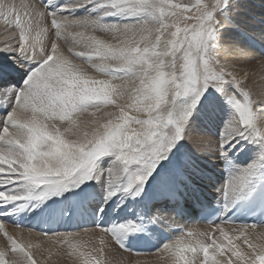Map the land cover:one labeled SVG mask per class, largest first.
<instances>
[{
  "label": "snow or ice",
  "instance_id": "obj_1",
  "mask_svg": "<svg viewBox=\"0 0 264 264\" xmlns=\"http://www.w3.org/2000/svg\"><path fill=\"white\" fill-rule=\"evenodd\" d=\"M54 5L56 0H40V5L0 0L6 37L0 52L25 72L19 88L0 80V108L8 105L0 113V208L13 205L0 215L18 213L25 201H43L99 182L96 167L104 157H114L102 173L106 203L117 195L121 173L127 176L125 193L140 197L151 179L160 183L163 196L177 200L165 173L176 155L173 149L189 139L187 122L209 88L233 113L214 150L227 158L231 148L247 141L260 153L258 161L221 187L225 212L253 193L264 161V103L252 99L245 87L247 74L222 58L214 40L225 26L229 0ZM89 6L103 10L102 15L74 17ZM106 17L130 22L107 25L102 23ZM184 97H191V103L181 109L177 102ZM184 166L191 163L185 160ZM97 228L128 250L121 234L131 233L132 225ZM256 228L229 221L203 230L182 228L159 249L160 259L164 264H264V230ZM0 231L9 242L0 248V264H47L34 258L42 257L44 249L34 254L30 244L8 235L4 222ZM44 234L50 256L67 257L70 264H110L103 234L100 247L89 238L90 250L81 243L80 232Z\"/></svg>",
  "mask_w": 264,
  "mask_h": 264
},
{
  "label": "rangeland",
  "instance_id": "obj_2",
  "mask_svg": "<svg viewBox=\"0 0 264 264\" xmlns=\"http://www.w3.org/2000/svg\"><path fill=\"white\" fill-rule=\"evenodd\" d=\"M256 1L258 2L255 3ZM15 2L18 5L23 3L21 0H15ZM32 2L36 3L34 1ZM27 3L32 4L31 2H26V4ZM73 3H75V0H73L71 4ZM71 4L66 2L64 6L66 7ZM86 10H87V14L90 13V15L92 13H96L94 14V17L87 15V17L92 18V19H96L97 17L101 16L103 12V10L92 11L91 6L87 7ZM225 11L227 12L225 26L219 29V34L217 36H214V40L218 44V47L222 49V58L225 59L230 64L236 66L240 70L242 75L244 73L247 74V78L245 80V87L247 90H249L252 99L255 100L257 103H264V0H229V6ZM85 16H79L78 18L85 17ZM109 18L112 19L115 17H109ZM141 19H147V17H141ZM121 20L126 21L122 17H119L118 21L120 22ZM119 22L112 23V24H121ZM102 23L107 24L104 22ZM230 23H232L234 27H232ZM107 25H111V24H107ZM240 30L245 31L246 33L252 36L259 37L260 35L261 37L263 35L262 36L263 46L259 49H251L250 45L248 44L247 38L244 37L245 39L243 38L242 40L238 41L236 36L239 37ZM261 32H263V34ZM5 38H6L5 37V26L2 23V21H0V45L3 44ZM235 38L237 41L235 40ZM233 43L235 44L234 46L235 48L237 49L241 48V50H243L242 48L246 47L250 49L251 51H253L252 54L247 55V57H244V58H238V57L235 58V56L233 57V55L231 54L233 49L230 47V46L233 47ZM4 59L5 60L10 59L9 54L8 53L5 54V52H0V65L6 64V65L12 66V63H13L12 59L7 60V61H5ZM2 63H5V64H2ZM15 66H14V70H18V68ZM204 97L206 98L202 99L200 103L196 106L195 110L191 113V116L187 122V132L189 134V139H183L179 142L177 146L179 149L178 151L177 149H173V152H176L175 156H177L180 152H183V151L187 152L188 155L190 154V156L191 154L194 155L191 157L188 155L187 156L191 158L190 160L194 158V161L197 163V164H193L194 161L193 160L190 161L189 159L187 160L186 156L180 155L178 157V159L181 162L180 161L178 162L180 164V167H179L180 169H177V170L181 172L185 171L188 174L182 175L176 171L169 170L171 171L173 176H177L179 178V182L176 185V187L180 186L179 183L184 182V179L182 178V176L189 177L193 182L197 181L199 183L202 181L201 179H203V182L209 183L208 181H210V178L213 176L209 177L207 173L214 175V172H215V175H216L217 170L220 168L222 161L225 159L224 157H222L221 158L222 160L219 161L218 163L217 156L219 154L214 150V146L216 142L221 139V134L227 126V121L230 119L231 115L233 114L232 110L230 109L229 106H227L224 103L223 99L216 93L214 89L209 88L204 93ZM190 103H191V97L181 98L177 102L178 106L181 109L187 108L190 105ZM247 145H248L247 141H241L240 144H237L235 147L231 148V150L227 152V154H229V157L233 161H235V164L238 165L237 166L238 168L239 166L248 165L247 162H248L249 153H248V150L246 149ZM241 154H243L242 157H240ZM259 155L260 153L257 154L256 156L257 159ZM197 157L199 158L201 157V160L199 159L196 160ZM173 158L177 159V157H173ZM113 160H114V157H104L100 161H98L97 167H96V174L100 177L99 182H97L96 180H92L82 185V186H86L91 189L90 194L95 197V201L92 204V209L98 212V216L102 214L100 212V209H101L100 205L102 203L104 204L105 202L104 195L107 189V187H105L107 186L106 185L107 181H106V178L102 175V173L104 172V170L108 169L111 166V163ZM185 160L189 161L192 166L185 167L184 166ZM210 162L214 164H211ZM207 163H208V166H207ZM238 173H235L234 175H237ZM231 177L227 178L226 181H224L225 180V176H224V180L223 179L220 180L219 184H217V186L215 185V187L220 190L222 185H225L231 179ZM125 180L127 181V176L121 173L119 179L117 180V184L118 183L119 184L117 185V188L114 189V190H117V195L111 198L112 207L114 208L113 210L115 212L116 210H119L121 208L126 209L125 207L126 199L125 198L127 199L130 198V200L131 198H133V197H130L128 193L124 192V194L127 196L126 197L124 196L123 192H121V190L125 186L124 185V183H126ZM120 183H121V186H123L122 188L120 186ZM148 183H152V180L150 179ZM118 186L120 187L118 188ZM176 187L174 188V191ZM118 189L120 190V192ZM148 189H152V188H148ZM67 193L69 194V192H66V194L64 195L66 196V198L63 196L64 198L62 199L63 201L61 202V203H64L63 204L64 207H65L66 199L67 197H69ZM150 195H153V193ZM30 203H32L31 207H33L34 209L36 204L33 201H29V202L25 201L23 209ZM38 206H39V209H42L40 205ZM66 206L68 207V205ZM156 206L157 205L154 204L152 207H150V209L147 212L143 213V211H137V213H143L147 220L150 221V219H153L155 222H157L158 220L154 218V212H155V209H157ZM131 208H132L131 205L127 207L129 212L131 211ZM115 212H113V214ZM146 213L149 214V216H147ZM163 213L166 214L167 212H163ZM9 216L11 215L1 217L2 218L1 222H3V218L5 217L8 218ZM126 222L128 221L124 220V222L121 221L119 223L117 221L115 223H112L111 227L119 226L121 224H125ZM158 223L164 229L163 230L164 234L167 231L171 232L173 228L172 224H168L169 222H165V221L163 222L158 221ZM131 224L132 226L135 225V223H131ZM194 224L196 225L191 224L190 227L201 228V230L207 228V227H202L198 222ZM10 225L11 224L9 223H5V227H6L5 231L8 233V235H12L17 240L18 243H21L22 245L30 244L31 251L34 254L38 253L40 249H44V253L42 257H38L34 255V258L43 259L47 262V264H70V261L67 257H61L58 255H55L54 253L50 256L47 250L48 249L47 236L42 237L40 235H37L38 233L36 232L27 231V230H17L14 225H11V227ZM175 225L179 226L181 225V223L180 224L175 223ZM136 226L138 227V225ZM167 226H169V228H167ZM185 228H189V225H185ZM133 230H135L134 226H133ZM256 231H261V230H256ZM79 232L82 234L81 243H85L86 248L88 250H90V245L87 244L86 242L89 240L90 237H91L92 242H94L97 247L101 246L100 237L103 234L101 230L93 228V229H87V231L84 230V231H79ZM79 232H74V233H79ZM70 234H73V233H70ZM103 235L109 245L106 248L105 258L106 260L110 261V264H137V261H144L145 264H164V261L160 259L161 253L159 252V250H156L155 252L149 255H144V258L135 257L133 256V254L129 255L128 252L123 251L119 247V245H116L109 234H103ZM127 235L128 233L121 234V242L125 240ZM179 235H176V236H179ZM153 237H156V235L154 234V236H152V240H153ZM153 242L155 244L153 245V248H157V246L160 245L159 237L157 236L156 242L155 241ZM8 244L9 242L6 240L4 232L0 231V248H3L5 245H8ZM161 248L162 246H160V249ZM16 255H22V253H17ZM11 256H12V253H11V249L9 245V256L6 259L10 261Z\"/></svg>",
  "mask_w": 264,
  "mask_h": 264
},
{
  "label": "bare ground",
  "instance_id": "obj_3",
  "mask_svg": "<svg viewBox=\"0 0 264 264\" xmlns=\"http://www.w3.org/2000/svg\"><path fill=\"white\" fill-rule=\"evenodd\" d=\"M23 3H26V2H31L32 4H33V2L32 1H34V2H36L35 0H21ZM66 2H67V0H66ZM66 2H65V4H66ZM258 1H256L255 3H257ZM72 3V1L71 2H69V4H71ZM28 4V3H27ZM30 4V3H29ZM35 4H37V5H40V4H38L37 2L35 3ZM42 7V6H41ZM60 7H65L64 5L63 6H60ZM83 9H87V7L86 8H81V9H79V10H83ZM87 11V10H86ZM86 14H87V12H86ZM85 14V15H86ZM88 16H90V13L89 14H87ZM86 15V16H87ZM93 17H94V15H93ZM75 18H78V17H75ZM231 25H232V27H234V25L232 24V23H230ZM235 30H237V29H235ZM262 34H263V32H261ZM256 35V34H255ZM263 36V35H262ZM260 37V35H259V37L258 36H252V35H249L248 33H246L245 31H242V30H240V33H239V37L238 36H236V38H237V40L239 41V40H242L244 37L245 38H247L248 39V44L250 45V48L251 49H259V48H261L263 45V40H262V38L263 37ZM236 38H235V40H236ZM244 38V39H245ZM236 40V41H237ZM235 41V42H236ZM235 46V44L233 43V47L232 46H230L233 50H232V55H233V57L235 56V58H244V57H247V55H250V54H252V52L253 51H251L250 49H248V48H242L243 50H241V48L240 49H237V48H235L234 47ZM261 51V50H260ZM6 54V53H5ZM5 57V56H4ZM3 60V59H2ZM5 60V59H4ZM7 60H10V59H6L5 61H7ZM25 62H27V61H25ZM2 64H5V63H2ZM14 64L12 63V66H10V65H0V75H7V74H5V73H7V72H10V71H13V72H19V70H14ZM16 67V66H15ZM3 72H4V74H3ZM1 80V79H0ZM5 103V107H3V108H0V113L1 112H6L7 111V108H8V105H7V102H4ZM246 149L248 150V153H249V157H248V165L249 164H251L252 162H254V161H258L259 160V157H258V159H257V154L259 153L258 152V150H257V148L253 145V144H250V143H248V145H247V147H246ZM245 149V150H246ZM246 150V151H247ZM239 154V153H238ZM186 156V158H187V160L189 159H191V158H189L188 156H190V154L188 155V153L187 152H180L177 156H174V157H177V159L176 158H173L172 157V165L170 166V170L171 171H176V172H178L179 174H182V175H187L188 173H186L185 171H183V172H181V171H179V170H177V169H180L179 167H180V164L178 163L180 160L178 159V157L179 156ZM188 155V156H187ZM191 156H194V155H192L191 154ZM190 156V157H191ZM197 156H199V155H197ZM243 156V154H241L240 155V157H242ZM222 157L220 156V155H218L217 156V160H218V163H219V161H221L222 159H221ZM201 160V157L199 158V157H197V159L196 160ZM203 159V158H202ZM193 161H194V158L192 159ZM192 160H190V161H192ZM227 160H229L230 162H231V165L228 167V169H227V171H228V175L225 177V179H227V178H229V177H231L232 175H234L235 173H238L240 170H242L243 168H245V167H247L248 165H246V166H239V168L237 167L238 165L237 164H235V161H233L230 157H229V154H227V158H225L223 161H222V163H221V165H220V168L217 170V174L215 175V172H214V175L213 174H209V173H207V175H209V177L210 176H213V177H211L210 178V181H208L209 183H205V182H203V179H201L202 181L201 182H193L189 177H187V176H182V177H185V178H183L184 179V182L183 183H179V185L180 186H178V187H176V185L178 184V182H179V178L177 177V176H173L172 175V173H171V171H167V173H165V175L167 176V178H168V180H169V184H170V187H171V190L175 193V194H177L178 192H180V191H187V192H191L192 191V193H194V187H196V189L198 188L199 190H200V193H201V195H203L205 198H207V202H211V203H213V204H215V203H221V202H223L224 200H223V198H221L222 197V194H221V192H220V190L219 189H217L216 187H215V185L217 186V184H219V182H220V180H224V172H223V169H222V166H223V164L225 163V162H227ZM210 161V160H209ZM181 162V161H180ZM214 162V161H213ZM178 163V164H177ZM211 163V162H210ZM165 164H167V161L165 162ZM182 164V163H181ZM193 164H197L195 161L193 162ZM211 164H214V163H211ZM260 164H261V161H260ZM199 165V164H198ZM192 166V165H191ZM207 166H208V163H207ZM193 169V168H192ZM200 169V168H199ZM203 169V168H202ZM216 169V168H215ZM203 171H205V170H203ZM233 171H234V173H233ZM200 173V172H199ZM201 174H203V173H201ZM203 176V175H202ZM208 177V176H207ZM126 181V180H125ZM224 181H226V180H224ZM224 181H223V183H224ZM123 182V181H122ZM119 184V183H118ZM118 184H116V188H117V185ZM127 184V181H126V183H124V185H126ZM149 184H151V185H149ZM107 185V184H106ZM120 186H121V183H120ZM120 186H118V188L120 187ZM147 186H151V188L152 189H148V188H146V189H144V192L142 193V195L140 196V197H134L133 195H132V193L130 192V193H128L129 194V196L130 197H133V198H131V200H130V198H125L126 200H125V203H126V205H125V207H126V209L125 208H121V209H119V210H116V212L113 210L114 208L112 207V199L111 200H108L107 201V203L106 202H104V204L102 203L101 205H100V207L101 208H103V211H100L102 214L100 215V216H98V212H96V211H94V209H92V204H93V202L95 201V197L93 196V195H91L92 197H93V201L91 202H88L87 203V208H86V213H85V215H83V217L86 219L87 218V220L90 222V225L89 226H91V228H89V229H98V230H101L100 228H97L98 226L99 227H101V228H104V226H101V223H105V222H108V224H107V228H110L111 227V225H112V223H115V222H117L118 221V223L119 222H121V221H124V220H122L123 218H125L126 216H129V218H127L126 219V221H128V222H126V223H128L129 225L131 224V223H135V219L136 218H133V216L135 215V214H137V211H143V212H147L149 209H150V207H152L154 204L155 205H157L156 206V208L157 209H155V212H154V218L156 219V220H158L159 222H163V221H165V222H169L168 224H172V226H173V228H175V227H179V226H185V225H189V227L191 226V224H188V223H185V224H181V225H175V223H177V224H180V222H178V221H176L174 218H173V216H175V212L173 211V212H170V211H168L165 207L164 208H162V207H160L161 205H166L167 204V202H169V200L170 199H166V197L165 196H163L162 194H161V189H160V183L157 181V182H153L152 181V183H147ZM223 186V185H222ZM105 187H107V186H105ZM123 186H121V188H122ZM176 187V189H175V191H174V188ZM106 189V188H105ZM119 190V189H118ZM119 192H120V190H119ZM121 192H123L122 190H121ZM106 193V192H105ZM145 193V194H144ZM153 193V195H150V194H152ZM66 194V192L65 193H61V194H58V196H56V200H57V202H56V204H57V208H53L52 207V200L50 201V202H47V200L45 199L44 201H39V200H37L38 202H39V205H40V207L42 208V209H39V206H36L34 209H33V207H31V205H32V203H30V204H28L23 210H21V211H19L18 213H16V214H14V215H11V216H9L8 218L7 217H5V218H3V222H5V223H9V224H11L10 222V220L11 219H9V218H11V217H14V216H21V215H23V214H25V215H23L22 217L24 218V220H26L27 218V216H30L26 221H32L34 218H37V219H39V218H42L43 217V221H44V223H48L49 222V219L51 218L52 219V222L51 223H55L56 222V219H59L60 221H62V219L64 220V222L66 223V222H68V223H70V220H71V216H72V214L71 213H74V211L76 212V209H71V208H69V203H70V199H66V202L65 203H67V204H65V205H68V207L67 206H65L66 208H68V210H69V213L64 209V208H62V207H64V203H61L63 200V198L65 197L66 198V196H64ZM68 194V193H67ZM123 194H124V192H123ZM69 195V194H68ZM122 195V194H121ZM208 195H213V196H208ZM64 196V197H63ZM69 196H71V195H69ZM105 196V195H104ZM116 196V195H115ZM124 196H126L125 194H124ZM128 196V197H129ZM127 197V196H126ZM70 198V197H69ZM123 198V197H122ZM103 200V199H102ZM248 200V197L246 198V199H244V201H247ZM236 202V201H235ZM235 202H233L232 203V205L235 203ZM41 203V204H40ZM97 205V204H96ZM132 206V208H131V211L129 212V210L127 209V207L128 206ZM231 205V206H232ZM8 206V205H7ZM7 206H5V207H3V208H0V213L2 212V210L3 209H5L4 211H6V210H12L13 209V205H10V207H9V209H6L7 208ZM186 207H185V209L187 210V209H189L190 207H191V204L190 203H186V205H185ZM116 208V207H115ZM231 208V207H230ZM39 209V210H38ZM184 209V208H183ZM184 209V210H185ZM32 210H33V212H32ZM72 210V211H71ZM161 210V211H160ZM35 211V212H34ZM32 212V213H31ZM113 212H115L114 214H113ZM163 212H167L166 214H164ZM31 213V214H30ZM27 214V215H26ZM50 214L51 215H53V216H50ZM76 214V217H78V215H77V212L75 213ZM191 214H196V213H194V211L191 213ZM55 215V216H54ZM146 215L147 216H149V214H147L146 213ZM4 216H8V215H0V220H2V218L1 217H4ZM80 218V217H79ZM81 219V218H80ZM10 221V222H9ZM148 222L146 223L147 224V227H151V230L150 231H152L151 233H149L148 232V230L146 231V235L144 236V237H147V239L146 240H148V245H149V247L151 248V246L150 245H155L154 244V242L153 241H155L156 242V240H157V236L159 237V239H160V245L159 246H157V249L156 250H159L160 249V246H163L165 243H168V242H170V241H172L174 238H176V237H178V236H176V235H179V234H181V233H177V234H173L172 232H166L165 234H164V232H163V228H162V226H160L159 225V223H158V221L157 222H155L153 219H150V221L149 220H147ZM1 222V221H0ZM196 222H198L202 227H208L209 225H205V224H203V223H201V222H199V221H194L192 224L193 225H196V224H194V223H196ZM40 223V222H39ZM125 223V224H126ZM166 224V223H165ZM12 225V224H11ZM11 225H10V227H11ZM46 225V224H45ZM132 225V224H131ZM9 226V225H8ZM198 226V225H197ZM93 227V228H92ZM135 227H137L136 226V224H135ZM6 228V227H5ZM16 228V227H15ZM167 228H169V226H167ZM17 230H27V231H32V232H35V231H33L32 229H29L28 227L27 228H25V229H18V228H16ZM201 229V228H200ZM85 229H82V230H79V231H84ZM256 230H264V228H262V227H257L256 228ZM10 231V230H9ZM79 231H77V232H79ZM85 231H87V230H85ZM162 232V233H161ZM37 233V232H36ZM71 233H74V232H71ZM10 234V233H9ZM57 234V233H56ZM65 234H70V232L69 233H65ZM101 234V233H100ZM154 234L156 235V237H153V240H152V236H154ZM162 234V235H161ZM37 235H39V234H37ZM164 235L166 236V235H171L172 236V239L170 240V241H165V242H163L162 240V238L164 237ZM141 237H143V236H141ZM153 243V244H152ZM155 249V248H154ZM156 250H154V252L156 251ZM129 255H130V253H129ZM133 256H135V257H143L144 258V255L142 256H136V255H133ZM146 257V256H145Z\"/></svg>",
  "mask_w": 264,
  "mask_h": 264
}]
</instances>
